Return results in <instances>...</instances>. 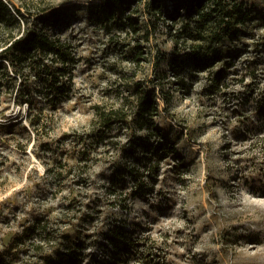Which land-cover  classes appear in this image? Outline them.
I'll return each mask as SVG.
<instances>
[{
    "label": "rangeland",
    "instance_id": "rangeland-1",
    "mask_svg": "<svg viewBox=\"0 0 264 264\" xmlns=\"http://www.w3.org/2000/svg\"><path fill=\"white\" fill-rule=\"evenodd\" d=\"M228 1L244 2L252 18L222 41V59L232 63L215 90L207 69L189 55L199 44L216 53V18L197 21L196 14L185 28L190 7L182 0L164 1L163 17H174L175 27L161 20L153 34L169 56L161 65L164 53L144 49L148 0L115 6H103L107 0H9L30 20L26 3L48 8L50 31L75 40L80 62L71 95L59 108L38 92V79L31 112L15 93L0 95L2 255L15 264H43L46 250L27 248L32 239H43L47 250L58 244L68 250L78 236L96 232L84 260L71 257L73 251L64 264H264V0ZM127 15L140 23V33L120 28ZM107 28L118 38L111 40ZM174 28L179 44L170 36ZM135 40L140 63L128 46ZM175 63L184 69L181 76ZM142 88L162 103L155 119L167 137L137 136L122 149L129 140L126 124L107 129L100 118L123 99L131 105ZM152 157L159 158L153 180L145 175L133 185L125 164ZM114 179L123 189L119 199L110 193ZM88 211L95 215L87 220ZM38 218L48 221L50 240L36 232ZM98 226H105L99 234ZM111 230L120 248L105 241Z\"/></svg>",
    "mask_w": 264,
    "mask_h": 264
},
{
    "label": "trees",
    "instance_id": "trees-1",
    "mask_svg": "<svg viewBox=\"0 0 264 264\" xmlns=\"http://www.w3.org/2000/svg\"><path fill=\"white\" fill-rule=\"evenodd\" d=\"M118 0H107L103 3V6L114 5ZM165 0H148V6L150 10V20L151 23L148 25L147 30L144 32V49L147 53L151 52L152 49H156L157 55L161 52L164 53L163 56H159L157 64L161 65L165 59H168V53L163 48L159 47L158 43H154L155 36L154 31L160 27L161 22L165 25H171L175 27L174 17H163V4ZM176 3L180 0H174ZM185 7L188 8V17L184 22V27L187 28L192 23V18L198 14L195 18L197 21L202 19L216 18L212 26L213 31L219 36H215V41L217 42V48L213 49L216 51H210V48H205V44H199L197 47H193V55L190 58L196 62L201 63L208 71L207 80L209 85H213L214 89H219L221 84V78L224 71L231 66L232 60L222 59L224 51H222L221 44L224 41L227 34L232 32H237L238 24H246L249 19L252 18L250 10L246 7L244 2L236 1L235 3H230L228 0H182ZM124 2V1H122ZM33 5V7H31ZM26 3L25 6L31 12L30 18L22 7L17 5H12L9 0H0V95L15 93L19 98V101L27 100V105L30 108V112L35 108L34 104L35 89L33 88L32 81L38 79L42 82V86L38 89L41 92L45 101L48 105L52 106L54 109L59 108L61 104L67 100L71 95L72 86L74 83L75 69L80 62L79 48L75 40L64 37L62 34L51 32L50 23L46 22L47 9L42 6H35L34 3ZM115 6V5H114ZM180 11L178 12V14ZM180 15V14H179ZM122 17V16H121ZM24 18V19H23ZM120 18V16L118 17ZM124 20L126 22L122 23L121 29L128 35L140 33L141 26L139 22L132 20V16H125ZM162 20V21H161ZM30 22L32 24H30ZM211 28V29H212ZM108 29V28H107ZM139 31V32H138ZM174 33H171L172 39L179 44L181 42L182 36L179 29L174 28ZM111 40H115L117 33L113 30H109ZM176 32V33H175ZM139 40L129 43L131 52L135 54V59L137 62H142L144 58L139 57V51L137 46L140 44ZM153 44H155L153 46ZM144 50V51H145ZM160 52V53H159ZM175 62V57L171 60ZM171 62V63H172ZM174 71L176 75L181 76L184 69L180 66L174 64ZM218 66L217 69L215 66ZM164 76L168 72L163 73ZM19 75V76H18ZM218 76L214 80L215 76ZM20 77V78H18ZM156 81L155 79H153ZM179 81H184V77L180 78ZM215 81V82H214ZM214 82V83H213ZM213 83V84H211ZM134 83L133 86H135ZM164 89V87H162ZM162 103L158 100L156 92L153 90H145L144 88L139 89L132 100V104L126 103L125 99L117 107L111 110L105 111L100 120L101 124L107 127V129H113L114 127L121 126L123 123L125 126V135L129 140L126 144L121 145L122 149H125L127 145H131L134 139L138 136L140 138L144 136L153 137L154 140L159 138L167 137L163 129H161L156 123V116L160 114V108ZM37 122V118L31 119L30 122L34 124ZM139 143V142H137ZM137 143L134 145L138 147ZM133 148V147H132ZM169 149V148H168ZM159 158L152 157L151 160L143 164L139 160H131L129 163L125 164V169L129 170L133 176V185L139 183L146 178L153 180V172L157 171L159 168ZM118 176V174H117ZM117 179H114L113 187H111L110 193H112L114 199H119L123 193L121 186H115ZM117 184V183H116ZM152 188V187H151ZM137 190V189H136ZM78 198V196H77ZM76 200L73 198L74 204L76 205ZM74 205L73 202H70ZM90 207L93 206L90 202H87ZM85 206V208L87 207ZM125 208H129V203H124ZM70 208V206H69ZM97 209V208H95ZM94 213L88 211L85 213V219H91L89 216H94ZM36 232L39 233L40 237H45L46 240H50V232L47 230L48 221L43 223L42 219L38 218L34 222V227ZM106 226V223H105ZM105 226H98L96 230H103ZM28 228H31L30 226ZM104 231V230H103ZM25 233V232H24ZM36 233V234H37ZM103 233V232H102ZM116 230H111V232L104 233L106 237V242L108 246L120 248V243L114 236ZM35 234V236H36ZM96 234L88 233L84 236H78L79 242L72 244L71 246H66L68 250L61 249L58 244L54 249H46L43 246L44 240H39V238L32 239L28 243V247L32 251L46 250V255H44L43 264H64L65 260L71 255L78 257V260L83 261L85 256L88 254V243L92 242L90 235ZM38 235V234H37ZM89 237H91L89 239ZM31 238V237H30ZM76 241V240H75ZM90 244V243H89ZM92 246V245H91ZM59 256L56 261L53 257ZM13 258L5 257L0 252V264H15Z\"/></svg>",
    "mask_w": 264,
    "mask_h": 264
}]
</instances>
